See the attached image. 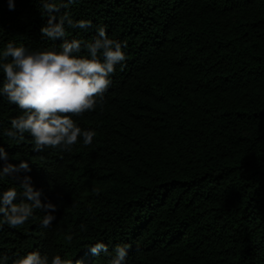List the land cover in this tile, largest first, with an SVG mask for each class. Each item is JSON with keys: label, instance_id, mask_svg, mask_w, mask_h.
Masks as SVG:
<instances>
[{"label": "trees", "instance_id": "16d2710c", "mask_svg": "<svg viewBox=\"0 0 264 264\" xmlns=\"http://www.w3.org/2000/svg\"><path fill=\"white\" fill-rule=\"evenodd\" d=\"M13 3L0 0V52L8 41L59 51L62 39L41 33V0ZM55 3L57 21L91 23L66 20V39L102 26L126 59L95 109L72 117L95 132L87 146L36 151L30 134L9 137L22 113L0 96V171L11 166L0 194L15 188L18 203L30 177L56 206L2 224L0 264L30 251L112 264L117 244L129 246L121 264H264V0ZM97 243L107 253L93 255Z\"/></svg>", "mask_w": 264, "mask_h": 264}, {"label": "clouds", "instance_id": "9594fccd", "mask_svg": "<svg viewBox=\"0 0 264 264\" xmlns=\"http://www.w3.org/2000/svg\"><path fill=\"white\" fill-rule=\"evenodd\" d=\"M9 8L14 9L13 0H8ZM42 8L47 13V23L41 27L43 36L51 40L62 39L60 50H29L8 41L0 52V96L15 104L21 115L12 118L9 137L23 139L25 133L34 141V150L60 147L68 150L83 138L85 146L92 143L94 131L81 129L73 116H79L95 109L98 100L102 101L104 93L110 86V76L116 65L122 64L126 57L121 43L108 37L104 27H98L96 36L91 41L73 38L66 39L65 21L70 27L85 29L91 26L89 21L69 19L65 13L57 21L55 13L59 7L55 0H41ZM66 7V5H65ZM126 46V45H125ZM0 155H5L0 148ZM21 167L27 169V164ZM11 166L0 171L3 176ZM22 199L17 203V191L9 188L0 194V222L9 227L18 228L33 215L34 209L56 210V206L42 204L40 192L30 184V177L21 183ZM51 212H46L42 226L48 227L55 219ZM128 245L114 246L112 264H121L127 255ZM95 255L107 253V246L97 243L89 248ZM7 257L0 256L6 261ZM12 264H71V261L55 255L49 261L47 255L39 251H30L19 256Z\"/></svg>", "mask_w": 264, "mask_h": 264}]
</instances>
